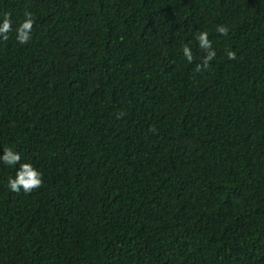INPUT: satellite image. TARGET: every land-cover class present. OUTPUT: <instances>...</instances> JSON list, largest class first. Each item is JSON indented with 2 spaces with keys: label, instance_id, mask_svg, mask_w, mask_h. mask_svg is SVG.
<instances>
[{
  "label": "trees",
  "instance_id": "trees-1",
  "mask_svg": "<svg viewBox=\"0 0 264 264\" xmlns=\"http://www.w3.org/2000/svg\"><path fill=\"white\" fill-rule=\"evenodd\" d=\"M5 13L0 156L43 184L11 191L20 163L0 161V264H264V0H0ZM203 31L216 57L196 71Z\"/></svg>",
  "mask_w": 264,
  "mask_h": 264
},
{
  "label": "clouds",
  "instance_id": "clouds-1",
  "mask_svg": "<svg viewBox=\"0 0 264 264\" xmlns=\"http://www.w3.org/2000/svg\"><path fill=\"white\" fill-rule=\"evenodd\" d=\"M35 17L31 12H25L22 22L16 29V38L20 44H26L31 39V32L33 29ZM12 31V22L9 13L4 14L2 24H0V38L8 40V33ZM216 31L222 35H228L229 27L226 25H218ZM200 49L204 50L205 56L202 57V64L196 65V71H203L210 68V61L216 57V51L212 48V43L208 38V32L203 31L197 36ZM183 54L187 61L191 63L194 59L192 51L188 45L183 46ZM228 59H235L236 54L234 51L227 52ZM0 161L6 165H16L20 163L21 156L18 152L13 151L10 147L4 149V154L0 156ZM43 179L40 173L31 163H20L19 170L13 179H9L8 187L13 192H20L21 189L25 193H30L34 189L42 186Z\"/></svg>",
  "mask_w": 264,
  "mask_h": 264
}]
</instances>
